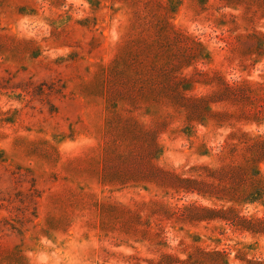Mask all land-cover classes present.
Segmentation results:
<instances>
[{
    "label": "rangeland",
    "instance_id": "obj_1",
    "mask_svg": "<svg viewBox=\"0 0 264 264\" xmlns=\"http://www.w3.org/2000/svg\"><path fill=\"white\" fill-rule=\"evenodd\" d=\"M0 264H264V0H0Z\"/></svg>",
    "mask_w": 264,
    "mask_h": 264
}]
</instances>
